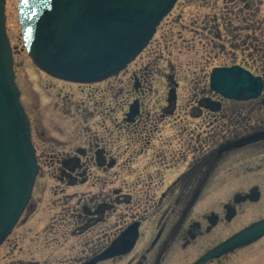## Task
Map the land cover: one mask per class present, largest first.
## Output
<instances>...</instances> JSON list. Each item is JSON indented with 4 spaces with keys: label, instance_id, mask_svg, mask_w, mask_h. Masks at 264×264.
<instances>
[{
    "label": "flooded vegetation",
    "instance_id": "1",
    "mask_svg": "<svg viewBox=\"0 0 264 264\" xmlns=\"http://www.w3.org/2000/svg\"><path fill=\"white\" fill-rule=\"evenodd\" d=\"M250 30L230 48L234 55L246 48L251 49L250 54L225 66L239 65L264 79L263 35H257L256 27ZM149 70L150 64L141 61L131 74L132 89L122 102L121 121L117 117L115 122L116 131L127 135L125 141H119L121 137L107 141L97 133L86 132L83 141H69L68 149L48 152L53 178L62 190L74 189L67 194L71 201L64 206L70 235H85L101 227L83 251L84 257L73 264L88 261L111 247H116L117 253L96 264H167L177 258L171 251L178 246L189 250L182 258L194 264L223 240L264 218L262 212L246 220L249 211L264 209V139L238 141L264 130L262 96L236 100L211 89L201 91L202 95L195 92L191 115L209 120L204 132L192 133L188 141H155L161 130L159 122L176 116L179 95L177 89L171 99L170 85L158 100L160 105L150 110L144 99ZM173 77L176 79L175 73ZM212 99L220 104L210 107ZM230 101L235 105L226 104ZM247 102L255 103L238 104ZM113 112L114 108L110 114ZM122 174L130 179L120 183ZM249 174L250 180L246 179ZM216 186L226 191L225 199L218 202L208 197Z\"/></svg>",
    "mask_w": 264,
    "mask_h": 264
},
{
    "label": "rangeland",
    "instance_id": "2",
    "mask_svg": "<svg viewBox=\"0 0 264 264\" xmlns=\"http://www.w3.org/2000/svg\"><path fill=\"white\" fill-rule=\"evenodd\" d=\"M6 16L16 81L31 119L40 173L32 198L36 209L24 213L0 246V264H29L28 261L32 264H73L84 257L83 251L101 227L97 226L85 235H70L71 226L65 220L64 206L71 201L67 194L74 189L62 190V185L53 178L48 154L68 149L69 141H83L86 132L97 133L107 141L118 137H121L119 141H125L127 135L116 131L115 122L117 117L121 121L122 102L129 97L131 74L139 62L150 64L149 87L144 98L150 110H156L155 106L160 105L158 100L169 89V74L175 73L179 83L177 114L159 122L161 130L154 140L188 141L192 133L204 132L209 121L191 115L197 100L195 92L202 95L201 91L210 90V73L214 67L241 62L250 54L251 49L246 48L242 50L244 54L238 51L234 55L230 51L232 42L237 38L245 39L254 27L257 35L262 34L264 39V0H178L135 62L116 76L85 84L51 76L33 62L21 35L18 0H7ZM129 99L132 101V97ZM253 103L238 104L249 106ZM226 104L235 105L231 101ZM119 105V112H116ZM112 108L115 112L110 114ZM253 178L257 179L256 176ZM128 179L122 174L120 183ZM246 179H252L251 175ZM208 197L218 202L225 199L226 191L223 186H216ZM262 212L264 214L263 208L249 211L246 220ZM188 252L180 246L175 247L171 253H177V258L167 264H188L189 261L184 259ZM211 264H264V238Z\"/></svg>",
    "mask_w": 264,
    "mask_h": 264
},
{
    "label": "water",
    "instance_id": "3",
    "mask_svg": "<svg viewBox=\"0 0 264 264\" xmlns=\"http://www.w3.org/2000/svg\"><path fill=\"white\" fill-rule=\"evenodd\" d=\"M177 1L19 0L18 9L23 40L34 62L59 78L91 82L117 74L134 60ZM6 20V0H0V245L29 205L39 172L30 120L15 80ZM170 81L175 83L170 94L174 99L177 84L172 76ZM211 87L230 98L250 99L262 93L264 82L240 66L217 67L211 75ZM208 104L214 108L220 103ZM260 139H264V131L238 141ZM262 236L264 219L222 242L195 264ZM134 239L128 241V248ZM115 250L111 247L81 264H96L117 253Z\"/></svg>",
    "mask_w": 264,
    "mask_h": 264
}]
</instances>
